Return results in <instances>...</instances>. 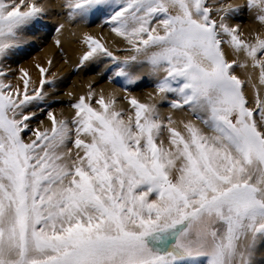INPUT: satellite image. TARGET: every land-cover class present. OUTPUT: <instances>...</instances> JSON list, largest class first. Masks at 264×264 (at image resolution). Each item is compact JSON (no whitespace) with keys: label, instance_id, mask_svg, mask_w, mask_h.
<instances>
[{"label":"snow or ice","instance_id":"1","mask_svg":"<svg viewBox=\"0 0 264 264\" xmlns=\"http://www.w3.org/2000/svg\"><path fill=\"white\" fill-rule=\"evenodd\" d=\"M65 7L73 22L107 11L111 31L132 53L119 60L86 36L81 64L111 58L125 90L138 85V69L147 66L159 103L186 109L195 122L181 121V130L171 116L161 117L159 103L129 95L130 107L118 109L116 97L95 99L90 91L72 105L70 122L49 111L50 129L32 128L30 109L45 99L48 70L37 66L40 87L23 69L21 83L12 85L3 63L45 7L0 0V264H258L264 38L241 39L229 20L246 7L264 26V0H246L245 7L223 0H67ZM225 45L246 62L229 61ZM247 62L258 83L235 74ZM246 85L255 91L252 100Z\"/></svg>","mask_w":264,"mask_h":264},{"label":"rangeland","instance_id":"2","mask_svg":"<svg viewBox=\"0 0 264 264\" xmlns=\"http://www.w3.org/2000/svg\"><path fill=\"white\" fill-rule=\"evenodd\" d=\"M45 1H50L48 8H45V15L40 19L39 23L29 27L21 47L15 52V55L9 57V59L3 63V70L8 73L5 83H11L12 85L21 83L19 81V76L21 74V69H23L24 71L28 72L29 78L32 81V86L40 87V71L37 66L48 70L44 76L46 81H50V83H46L43 86V91L46 94L45 99L40 102L38 106L34 105L30 109V111L36 113L35 119L31 121L32 128L38 129L40 131H44L45 128L50 129L51 121L47 116L49 111L53 113L58 121L68 120L70 122L75 115V109L72 107V105L77 103L80 97H87L90 91L92 92L94 98L98 99L103 91V89L101 90L102 85H107L109 88L113 89L114 92H117L116 95L107 96V98H104L107 100L109 97H116V101H121L124 104L123 108L125 109L130 107L127 104V100L125 99L130 94V96L133 97L136 94V98L141 103H144L141 101L143 98L146 100L148 98L155 99L156 97H159L156 94L154 85L150 87L149 85L146 86L145 84H142L141 87L136 85L128 86L127 90H125L126 84L123 80H120L119 83L115 82L114 62L109 57L100 56L81 64V57L83 56L84 52L87 51V44L84 42L85 38L81 40H73L74 43L77 42L80 44L81 48L80 52L73 58L66 54L64 47L61 46V41H59V45L57 44L58 33L61 29L60 25L72 27L76 23L84 26L85 28L93 29L94 32L91 33L96 35L88 36H91L93 39L100 42V40L104 39L101 29L107 31L110 28L107 23V11L103 13L97 12L94 16L89 15L85 20L77 18L73 22L72 20H69L67 16L68 10L65 7L67 0H39L41 5H43ZM223 2L233 6H246V0H223ZM208 3L211 5L213 0H208ZM229 23L238 27L240 38L243 40L254 43L257 36L264 38V33L256 34V32H253L251 34L250 31L253 30L251 29V25H253L252 23H256L255 29L262 25L254 18L253 14L247 10L246 7L244 11L239 12L234 18H231ZM244 29H246V33L243 32ZM122 42L123 44L125 43L124 41ZM49 45H52L54 50L50 55H48V59H45L39 54H41V52H43V50ZM224 47L227 46L225 45ZM114 50H116L115 54H112L119 60L124 59L123 54H131V52L128 50V45H124V47L118 46ZM229 50L232 51L231 49ZM37 56L39 59H36ZM234 59L237 60L238 63H243L241 61L244 60H240V58L236 57V55H233L231 60ZM49 61H51V64H49ZM105 65L106 68L102 69ZM242 69L243 68L238 66L235 68V71H240V73L235 72V74L241 80L247 81L249 75H251L252 82L258 83V70L252 69L250 62H248V66L246 67V73ZM32 72L34 77L31 76ZM81 79L84 80L82 81ZM80 87H82L81 91L79 90ZM148 87L150 88V91L147 92V90H149ZM151 88H153L152 91ZM244 91L246 96L252 100L255 95V91L251 85H246ZM74 93L77 94L75 95ZM145 94L146 96H144ZM261 94L264 95V89H262ZM159 101L157 103H159ZM94 106L97 108L99 107L98 105ZM250 106L253 105L250 104ZM58 107H62L64 109V115H58L59 113L54 111ZM165 107H169L167 102L159 103L160 110H165ZM162 113L164 115L161 117L166 121L170 115L166 114L165 112ZM68 148H72L71 143L68 144ZM65 151H67V149H65ZM73 152H75V149H73ZM256 260L258 264L264 263V254H258Z\"/></svg>","mask_w":264,"mask_h":264},{"label":"bare ground","instance_id":"3","mask_svg":"<svg viewBox=\"0 0 264 264\" xmlns=\"http://www.w3.org/2000/svg\"><path fill=\"white\" fill-rule=\"evenodd\" d=\"M49 3H50V1H45L43 3V6L45 8H48ZM252 24L253 25H251V29H253V30L250 31L251 34L253 32H256V34H262V33H264V26H260L259 28H256L255 29V27H256L255 24L256 23H252ZM232 25H234V24H232ZM91 32H94V30L93 29H89V28H85L84 26H81L78 23L74 24L72 27L63 25V27L60 29V31L58 33V41H61V44H62L61 46L64 47V49L66 51V54L69 55V56H71L73 58V57H75L80 52V49H81L80 48V44H78L77 42H76L77 44L74 43L73 40L74 39L81 40V39L85 38L88 35H96V34H93ZM243 32L246 33V29H244ZM101 33H103V38L104 39L100 40V43L104 47H106L110 52H112L113 54H115V51H116L114 49H116L118 46H122V47H124V45L127 46V44H125L126 42L123 44V42H122L123 40H122L121 37L116 36L111 31V28H109L107 31H104V30L101 29ZM53 50H54L53 46L52 45H49L39 55L42 56V57H44L45 59H48V55H50L51 52H53ZM225 52H226V58L229 61L232 59V56L233 55L235 56V54L232 51H230L227 47H225ZM131 54H129V55L123 54V57L124 58L125 57H128ZM37 57H36V59H39V57L38 58ZM236 57H239L240 60L244 59L241 62L245 63L246 58L243 56V54H240L239 56L236 55ZM27 68H25V69H27ZM105 68H106V65L103 66L102 69H105ZM145 69H147V66H145V68L143 70H139L138 69V71H141V74H142V79L138 82V85H136L138 87H141L142 84H145L146 86L149 85V87L150 86H153L155 84V78L148 76L146 74V70ZM242 70H244L245 73L247 72L246 67H244ZM235 72H239L240 73V71H235ZM31 76H33V72H32V75ZM84 79H81V80L83 81ZM149 87H148L149 90H147V92L150 91V88ZM74 89H72V90L75 91ZM81 89H82V87L79 88L80 91H81ZM102 89H103V91H102V93L100 95L104 96L105 98H107V96H112V95H116L117 94V92H114V90L111 89V88H109L107 85H102L101 86V90ZM152 89L153 88H151V91H152ZM261 91H262V89H261ZM142 94H144V93H142ZM148 95H150V94H148ZM144 96H146V94ZM134 97H136V94H135ZM139 97H140V95H139ZM151 98H152V96H151ZM159 100H160V97H156L155 99L154 98H152V99H149L148 98L146 100H144V98H143L141 101L147 104V103H157ZM123 106H124V104L121 101L116 103V107L117 108H123ZM165 108H166L165 110L164 109H162V110L159 109L160 115L161 116L164 115L162 112H165L166 114H169L171 116L172 120H174V121L177 122L176 126L177 127H181V130H182V126L180 125V122L181 121L193 120V117L191 116L190 113L187 112V110H185V111L184 110H174V109H172L170 107H165ZM54 111L56 113H59L58 115H64V113H65V111H64V109L62 107H60V108L58 107ZM193 122H195V121L193 120ZM205 131H207V129H205ZM261 254H264V252H262ZM262 264H264V263H262Z\"/></svg>","mask_w":264,"mask_h":264}]
</instances>
